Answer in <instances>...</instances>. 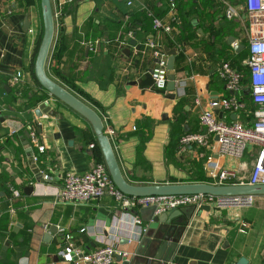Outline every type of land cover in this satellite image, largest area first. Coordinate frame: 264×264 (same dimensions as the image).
Listing matches in <instances>:
<instances>
[{"label":"crops","instance_id":"0c3cea01","mask_svg":"<svg viewBox=\"0 0 264 264\" xmlns=\"http://www.w3.org/2000/svg\"><path fill=\"white\" fill-rule=\"evenodd\" d=\"M205 1L51 0L55 30L46 72L101 116L122 173L132 184H214L208 157L215 173L235 170L237 182L250 175L256 157L250 144L239 158L219 154L212 137L207 146L177 152L180 135L204 131L199 115L209 101L232 95L218 67L229 62L242 70L247 57L244 11L232 20L221 11L224 4L240 0H219L213 9ZM129 7L144 10L170 30H154L137 16L129 17ZM41 33L39 0H0V108L24 123L13 133L0 127V264H71L56 253L65 233L74 248L89 252L99 245L98 238L110 240L115 226L121 235L113 243L128 251L122 260L129 264H144L143 257L152 254L155 239L164 234L177 242L167 264H264V195H254L251 205H209V211L199 213L180 207L182 214L167 229L163 219H155L159 214L152 206L130 210L141 220L140 233L132 228L135 236L121 232L115 217L122 213L111 196L55 202L65 171L82 174L103 157L90 123L36 81L33 62ZM132 38L139 49L129 44ZM149 42L176 50L174 91L154 87ZM45 100L57 115L42 114L34 123L31 112ZM252 109L253 103L240 112L218 110L217 117L247 123ZM28 127L34 134L26 138ZM11 188L20 196L14 197ZM113 264L122 261L115 258Z\"/></svg>","mask_w":264,"mask_h":264},{"label":"built area","instance_id":"2783aa9c","mask_svg":"<svg viewBox=\"0 0 264 264\" xmlns=\"http://www.w3.org/2000/svg\"><path fill=\"white\" fill-rule=\"evenodd\" d=\"M127 4L131 5L132 0H127ZM241 10L244 11L246 17V49L248 51L244 60L246 72L234 68L229 62H224L218 67L219 78L224 82L226 89L233 94L229 97L211 99L208 108L199 115V123L204 131L184 133L177 142V152L182 154L187 151L189 145L207 146L209 139L216 136L218 153L236 158L242 156L248 144L256 147L255 161L245 182H237L235 170L221 169L215 173L214 168H211L213 167L210 163L211 157H208L206 168L209 176L216 179L214 184H264V0H240L236 5L226 3L223 14L227 20H232L239 17ZM148 15L152 18L154 30L166 32L170 30V27L158 18L151 14ZM148 45L155 58L151 70L153 85L157 90H165L169 72L166 68L167 55L153 42H149ZM89 46L91 49L92 44ZM245 90H249L248 96L254 104V109L249 113V121L244 123L238 119L232 121L219 119L217 117L218 110L234 113L245 110V102L241 99ZM33 134L34 130H32L31 136ZM90 147H94V144H90ZM38 151L43 153L44 147L39 146ZM36 159V156H33V160L36 161ZM11 193L14 197L20 196L17 189L11 188ZM106 195L114 199L122 213V216L115 217L121 232L129 233L130 236L136 234L131 232L132 228H135L137 233L142 230L140 218L133 215L130 210L152 206L155 214H160L184 206L198 208L207 204L224 207L228 205L246 206L253 203V195L233 197H219L210 194L142 197L125 195L113 184L104 160L94 162L93 166L82 174L65 171L61 177V186L56 193L55 202L85 203ZM127 219L131 221V224L126 222ZM47 227V224H43V228ZM83 230L84 228L80 231ZM119 232L118 227L115 226L111 232V239L107 241L98 238L99 245L89 252H82L74 248L70 243L71 235L65 233L63 243L59 245L56 252L57 256L71 264H113L117 255L122 258L129 256L128 251L117 248L113 243L118 241V235H121Z\"/></svg>","mask_w":264,"mask_h":264},{"label":"water","instance_id":"95a60500","mask_svg":"<svg viewBox=\"0 0 264 264\" xmlns=\"http://www.w3.org/2000/svg\"><path fill=\"white\" fill-rule=\"evenodd\" d=\"M40 12L42 19V33L37 45V49L34 56L33 72L38 84L53 98L67 105L75 112L85 118L91 125L95 134L97 144L101 151L103 160L106 164L110 177L115 187L125 195L142 197L152 195H187V194H210L219 197H233V196H245V195H264V184H213L206 182H191V183H160V184H132L130 183L122 173V170L115 157L113 147L109 136L105 132L104 123L101 116L95 111L89 104L78 98L76 95L67 90L59 82L50 78L46 72V65L48 60L49 51L53 42L55 22L54 12L51 0H39ZM231 40V39H230ZM231 43L233 42L230 41ZM131 46L136 49L140 48L139 44H136L132 38L129 41ZM87 47V51H88ZM166 53L167 62L166 68L169 71L167 75L166 89L168 91H174L176 88L175 74L172 72L174 66V58L176 50L174 48H163ZM249 90H246L247 94ZM231 94L233 92L230 91ZM173 98V95H169ZM221 113V112H220ZM42 114H48L50 116H56V110L52 109L48 100L41 102L33 112H31L34 123H38L36 117ZM232 119H235V114H232ZM7 127L9 133L18 131L24 127V123L20 121H13V117L7 114H2L0 108V127ZM31 127H28L27 131H24V136L29 138ZM22 138V136H20ZM32 137V136H31ZM215 139L217 137L215 136ZM31 189V187L29 188ZM195 208L194 206H191ZM154 209V207H153ZM201 210L209 211L210 206L207 204L201 205L197 208L199 213ZM182 214L180 208L170 209L166 212L160 213L156 216V220H162L167 225L166 229L170 226V221ZM168 230L165 231V233ZM55 232V230H52ZM157 241L156 246L150 256H145L144 264H153L157 262L159 264H167L170 260L172 253L177 245L175 239L171 236L164 234L155 239ZM127 242V240H124ZM153 241H148L146 248L149 249ZM8 246V242H5V247ZM117 261H122V264H129V260H122L120 255L116 256ZM240 264V263H237Z\"/></svg>","mask_w":264,"mask_h":264},{"label":"trees","instance_id":"16d2710c","mask_svg":"<svg viewBox=\"0 0 264 264\" xmlns=\"http://www.w3.org/2000/svg\"><path fill=\"white\" fill-rule=\"evenodd\" d=\"M137 11H139V13H137ZM126 14H128L129 15V17H131L132 15H135V16H137L139 19H140V21H141V23H144V24H147V23H149L151 26H152V18L148 15V13L147 12H145L144 10H135V8H131V7H129L127 10H126ZM134 20V19H133ZM143 21V22H142ZM127 31V30H126ZM40 40V39H39ZM38 43H39V41H38ZM38 45V44H37ZM37 49V48H36ZM36 52V51H35ZM247 52V55H248V51H246ZM243 71H245L246 72V68L244 67L243 69H242ZM83 97H85V99H86V97L87 96H83ZM242 98L245 100V104H246V108H247V110H248V108H249V106L251 107V101H250V98H249V96H248V94L246 95H242ZM89 99V98H88ZM87 99V100H88ZM89 101H91V103H94L92 100H89ZM245 108V109H246ZM247 113V112H246ZM181 136V135H180ZM179 139V138H178ZM177 142H178V140H177ZM176 145H177V143H176ZM196 177H202L201 175H197ZM4 263H6V262H4Z\"/></svg>","mask_w":264,"mask_h":264},{"label":"rangeland","instance_id":"374dc122","mask_svg":"<svg viewBox=\"0 0 264 264\" xmlns=\"http://www.w3.org/2000/svg\"><path fill=\"white\" fill-rule=\"evenodd\" d=\"M217 2H219V0H207V1L203 2V3L207 7H209L210 9H213L217 5ZM221 11H223L222 13H224V6L221 9ZM246 43H247V41H245V51H244L245 55H247V52H246ZM190 177H196V175L190 174Z\"/></svg>","mask_w":264,"mask_h":264}]
</instances>
